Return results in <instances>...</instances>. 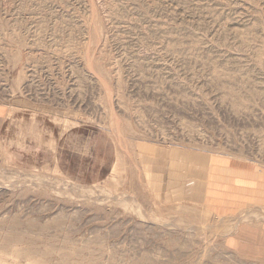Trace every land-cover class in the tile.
<instances>
[{
    "label": "rangeland",
    "instance_id": "obj_1",
    "mask_svg": "<svg viewBox=\"0 0 264 264\" xmlns=\"http://www.w3.org/2000/svg\"><path fill=\"white\" fill-rule=\"evenodd\" d=\"M219 160L264 177V0H0V264H259Z\"/></svg>",
    "mask_w": 264,
    "mask_h": 264
},
{
    "label": "crops",
    "instance_id": "obj_2",
    "mask_svg": "<svg viewBox=\"0 0 264 264\" xmlns=\"http://www.w3.org/2000/svg\"><path fill=\"white\" fill-rule=\"evenodd\" d=\"M235 168L220 160L212 163L208 179L200 190L202 205L228 226L224 228L227 249L243 261L264 264V177L237 172ZM177 177V172H171L170 187L175 185ZM180 177L182 181V174ZM179 193L181 198L187 197V189L182 185ZM251 211L256 213L249 215Z\"/></svg>",
    "mask_w": 264,
    "mask_h": 264
}]
</instances>
